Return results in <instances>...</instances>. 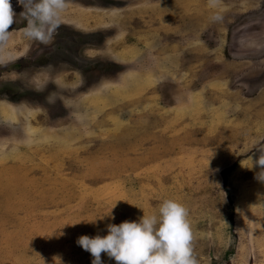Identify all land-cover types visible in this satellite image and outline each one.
Segmentation results:
<instances>
[{"label":"rangeland","instance_id":"rangeland-1","mask_svg":"<svg viewBox=\"0 0 264 264\" xmlns=\"http://www.w3.org/2000/svg\"><path fill=\"white\" fill-rule=\"evenodd\" d=\"M10 6L0 264H91L79 236L164 199L196 264H264V0H66L47 43Z\"/></svg>","mask_w":264,"mask_h":264},{"label":"clouds","instance_id":"clouds-1","mask_svg":"<svg viewBox=\"0 0 264 264\" xmlns=\"http://www.w3.org/2000/svg\"><path fill=\"white\" fill-rule=\"evenodd\" d=\"M26 13L25 35L47 43L61 23L66 0H17ZM14 15L10 0H0V44L9 37ZM254 161L256 179L264 183V148ZM188 210L174 199H164L155 213L138 221L108 224L106 234L81 235L76 244L89 252L91 264H102L101 253L116 264H196ZM94 222V220H90Z\"/></svg>","mask_w":264,"mask_h":264}]
</instances>
